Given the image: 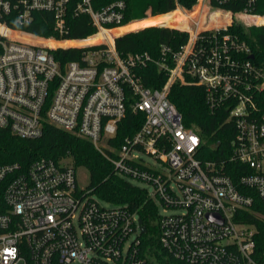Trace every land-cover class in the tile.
Wrapping results in <instances>:
<instances>
[{
  "label": "built area",
  "instance_id": "2783aa9c",
  "mask_svg": "<svg viewBox=\"0 0 264 264\" xmlns=\"http://www.w3.org/2000/svg\"><path fill=\"white\" fill-rule=\"evenodd\" d=\"M72 1L0 0V128L36 138L48 122L90 140L120 175L151 185L149 195L165 212L158 216L160 244L174 258L186 264H264L256 226L243 218L256 198L264 204V116L255 114L252 93L264 86V69L245 57L252 54L246 42L230 34L203 35L226 28L233 13L214 9L228 14L230 23L212 26L204 7L210 8V0L197 1L201 7L196 16L197 3L178 6L175 10L186 22L176 28L188 31L189 40L173 53L163 46L160 59L148 51L122 55L117 50L122 34L112 31L125 26V0L100 8L94 0H74L75 13L88 15L96 27L82 39L50 36L45 41L4 19L24 25L35 12H51L62 36ZM237 15L251 14L245 10ZM95 35L101 39L51 43ZM69 47L86 49L80 59L63 64L53 51ZM151 62L168 73L162 88L142 81L139 70ZM187 78L207 88L213 107H229L235 134L226 159L205 157L204 137L186 126L169 99L171 85ZM128 105L144 112L145 120L117 148L110 140ZM142 154L166 167L158 168ZM228 168L239 173L238 179ZM170 208L180 212L167 213ZM208 213L218 214L222 222ZM139 219L125 206H102L80 189L77 169L68 160L41 157L27 167L0 163V264H158L141 249Z\"/></svg>",
  "mask_w": 264,
  "mask_h": 264
},
{
  "label": "trees",
  "instance_id": "16d2710c",
  "mask_svg": "<svg viewBox=\"0 0 264 264\" xmlns=\"http://www.w3.org/2000/svg\"><path fill=\"white\" fill-rule=\"evenodd\" d=\"M114 0H94V6L100 8ZM124 24L139 20L149 15L167 14L178 6L192 8L198 0H125ZM210 8L224 10L233 13V20L226 28L218 31H204L205 39L212 37L216 32L219 35L230 34L239 40L246 42L251 48L252 54L245 57L264 69V17H253L261 24H242L237 19V13L247 10L251 15L264 16V0H227L219 3L217 0L209 1ZM74 0L68 7V26L65 34L60 36L54 28V15L51 12L39 11L34 13V19L28 24H17L9 16L5 17L9 26L34 33L39 36H56L59 39H82L96 31L90 17L86 14L75 13ZM220 16L222 20L230 22L229 15L224 12H215L206 18L211 25ZM250 16H241L244 23L253 20ZM164 19L149 18L143 21H134L130 26L137 28L142 25L149 26L136 31L123 34L116 39V47L120 54L130 52L148 51L157 59L162 55V47L167 46L170 52L180 51L190 37L186 30L176 27L151 25L161 24ZM125 28L116 29L113 34L124 31ZM100 40L98 35L83 41H51L52 44H82ZM84 47L58 48L53 51L55 57L66 63L70 60L81 58ZM171 56L168 54L166 57ZM253 56V57H251ZM169 62L171 58L168 59ZM145 85L153 88H162L168 78V73L151 62L139 70ZM257 104L255 114L264 116V86L252 91ZM169 99L182 113L184 122L188 127H194L205 139L204 155L206 158H215L218 161L226 159L230 153V141L235 134L234 121L230 119L227 104L213 107L209 101L207 88L197 83L192 78L186 82L175 81L169 91ZM145 120V113L134 111L128 105V112L117 129V134L110 140L115 147H120L125 137L136 132ZM215 145L216 148H212ZM47 157L57 162L71 160L74 167H85L89 170L90 180L88 184L89 194H96L100 199L114 205H123L129 211L137 213L146 226V232L140 234L141 249L149 255H154V262L158 264H186L165 252L158 237L159 229L154 223L159 216V206L149 195L146 187L132 183L128 178L120 175L114 165L95 148L94 144L77 134L61 129L50 123H46L41 136L36 138H22L13 134L7 128H0V163L19 162L27 167L34 160ZM234 164V163H232ZM228 172L238 179L239 173L228 168ZM90 194V195H91ZM245 221L256 226V241L261 250H264V204L256 198L253 207L243 213Z\"/></svg>",
  "mask_w": 264,
  "mask_h": 264
},
{
  "label": "rangeland",
  "instance_id": "374dc122",
  "mask_svg": "<svg viewBox=\"0 0 264 264\" xmlns=\"http://www.w3.org/2000/svg\"><path fill=\"white\" fill-rule=\"evenodd\" d=\"M198 6V8H196L194 12V15L196 16V14L198 13V9L201 7V5H199V2L196 4ZM182 7V6H180ZM205 7V10H206V13L207 14H213V12L215 10L213 9H210L209 7H207L206 5L204 6ZM209 11V12H208ZM197 12V13H196ZM162 15V14H160ZM155 16H158V15H153L149 18H152ZM260 16V15H259ZM260 17H264V16H260ZM149 18H142V19H139L138 21H143V20H147ZM233 19V17H231V20ZM237 19L242 23V24H245V25H250L251 22L249 23H244L243 20L237 15ZM137 21V20H136ZM230 23V22H229ZM254 23V22H253ZM257 24H261L262 22H258L256 21ZM264 23V22H263ZM132 23L128 24L127 27H124L125 28V32H123V34L127 33V32H131V31H136V30H139L141 28H144V27H147L149 26V24L147 25H142V26H139L137 28H134V27H131ZM151 25H162V26H169L167 24H165V22H162L161 24H151ZM179 26H182L183 27V24H179V25H175V26H171V27H179ZM122 34V35H123ZM121 35V36H122ZM19 36L25 38V39H30L29 37L25 36L24 34H19ZM45 39V41L47 40V38H49L50 36H43ZM143 155V158H145L146 160H148L149 162H152L153 164H155L158 168H164L166 167L161 161L159 160H153L152 158H150L149 156L145 155V154H142ZM64 161V160H63ZM69 163H72L71 160L69 159L68 160ZM77 178H78V184H79V188L82 189L83 191L85 192H90L89 189H88V184H89V180H90V174H89V170L85 167H78L77 168ZM132 183L138 185V186H141V187H146V188H149L150 190H152V186L149 185L148 183H146L145 181H141V180H138V179H129ZM172 185L175 187L176 186V183L173 182ZM91 194V193H90ZM96 200L99 201V203L102 205V206H105V207H111L112 204L109 203V202H106L102 199H100L96 194H91ZM176 212H180V209L178 208H170L168 209L167 213H176ZM159 213L161 214H164V207L163 206H160V209H159ZM159 218H157V220H155V224L157 225L159 223ZM158 227V225H157ZM160 235L158 234V237ZM151 258H155L154 255H150ZM69 264H83V263H80V262H72V263H69Z\"/></svg>",
  "mask_w": 264,
  "mask_h": 264
},
{
  "label": "bare ground",
  "instance_id": "6f19581e",
  "mask_svg": "<svg viewBox=\"0 0 264 264\" xmlns=\"http://www.w3.org/2000/svg\"><path fill=\"white\" fill-rule=\"evenodd\" d=\"M196 8H198V6H196ZM154 19H164L166 24L169 26L184 24L186 22V16L180 10H174L167 14L155 16ZM226 24H228L226 20H222L220 16H217L216 21L212 24V26H222ZM98 38L101 39V36L98 35Z\"/></svg>",
  "mask_w": 264,
  "mask_h": 264
},
{
  "label": "water",
  "instance_id": "95a60500",
  "mask_svg": "<svg viewBox=\"0 0 264 264\" xmlns=\"http://www.w3.org/2000/svg\"><path fill=\"white\" fill-rule=\"evenodd\" d=\"M149 16H151V15H149ZM119 38H121V36ZM251 57H253V56H251ZM207 216L212 220H217L218 222H222V219L220 218V216L218 214L208 213ZM139 224L141 227V232H146V226L143 224V220L141 218L139 219Z\"/></svg>",
  "mask_w": 264,
  "mask_h": 264
},
{
  "label": "crops",
  "instance_id": "0c3cea01",
  "mask_svg": "<svg viewBox=\"0 0 264 264\" xmlns=\"http://www.w3.org/2000/svg\"><path fill=\"white\" fill-rule=\"evenodd\" d=\"M149 17H151V16H148V17H146V18H149ZM250 17L253 18V17H260V16H259V15H250ZM134 21H136V20H134ZM134 21H131V22L125 24V26H123V27H127L128 24L133 23ZM137 21H138V20H137ZM250 22H251V24H252L253 22L256 23V20L253 18V20H250ZM248 23H249V22H248ZM123 27H122V28H123ZM123 32H125V30L122 31L121 34H123Z\"/></svg>",
  "mask_w": 264,
  "mask_h": 264
}]
</instances>
